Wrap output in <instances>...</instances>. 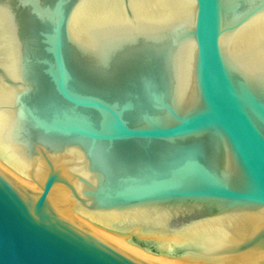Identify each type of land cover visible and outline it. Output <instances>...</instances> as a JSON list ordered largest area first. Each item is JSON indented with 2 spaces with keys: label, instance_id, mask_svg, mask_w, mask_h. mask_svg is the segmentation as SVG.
I'll list each match as a JSON object with an SVG mask.
<instances>
[{
  "label": "water",
  "instance_id": "water-1",
  "mask_svg": "<svg viewBox=\"0 0 264 264\" xmlns=\"http://www.w3.org/2000/svg\"><path fill=\"white\" fill-rule=\"evenodd\" d=\"M0 264H264V0H0Z\"/></svg>",
  "mask_w": 264,
  "mask_h": 264
}]
</instances>
